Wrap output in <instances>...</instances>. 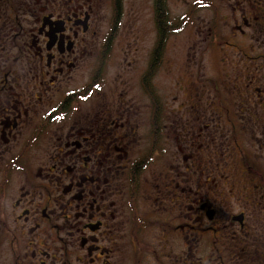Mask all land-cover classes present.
Returning a JSON list of instances; mask_svg holds the SVG:
<instances>
[{
	"label": "flooded vegetation",
	"instance_id": "obj_1",
	"mask_svg": "<svg viewBox=\"0 0 264 264\" xmlns=\"http://www.w3.org/2000/svg\"><path fill=\"white\" fill-rule=\"evenodd\" d=\"M117 1L0 0V264H264V0H152L107 78Z\"/></svg>",
	"mask_w": 264,
	"mask_h": 264
},
{
	"label": "rangeland",
	"instance_id": "obj_2",
	"mask_svg": "<svg viewBox=\"0 0 264 264\" xmlns=\"http://www.w3.org/2000/svg\"><path fill=\"white\" fill-rule=\"evenodd\" d=\"M166 6H168V11L170 12V21L178 22L180 19L178 16L174 18L177 14L183 11L182 7L177 6V0H165ZM121 18L118 22L117 36L114 40V48L109 56V66L108 73H106L107 78H113L118 70L121 60L124 58V53L129 47L131 50H135V61L138 65L143 64L145 61L148 51V45L150 41V34L153 29L152 21V0H121ZM208 15V14H207ZM206 14L200 13L198 16H194L182 26H188L186 31H190L191 27H196L200 24L199 20H204L205 25H208L210 17ZM134 16V18H132ZM200 26H203L202 24ZM195 29V28H194ZM193 29V30H194ZM127 42L130 45L127 47ZM176 46L172 47V41L167 45V50L165 53L166 60L160 67L158 76L154 80L155 87L160 93L162 98L168 103L169 97V75L167 73V67L170 65L171 57H183V50H186L185 38L178 37ZM142 66V65H141ZM135 74V73H133ZM135 80V79H134Z\"/></svg>",
	"mask_w": 264,
	"mask_h": 264
},
{
	"label": "trees",
	"instance_id": "obj_3",
	"mask_svg": "<svg viewBox=\"0 0 264 264\" xmlns=\"http://www.w3.org/2000/svg\"><path fill=\"white\" fill-rule=\"evenodd\" d=\"M154 5L156 8V22L159 24L161 23L162 25H168V26H173L175 28H178L180 26H182V24L184 23L182 20L176 22V21H170L169 20V16H168V9L165 5V1L164 0H154ZM117 9H119V7H121V0L117 1ZM161 21V22H160ZM147 74H149L147 72ZM143 81V88L144 91L146 92V94L150 97L153 98L155 96V91L151 86V80L148 77H144L142 79Z\"/></svg>",
	"mask_w": 264,
	"mask_h": 264
}]
</instances>
